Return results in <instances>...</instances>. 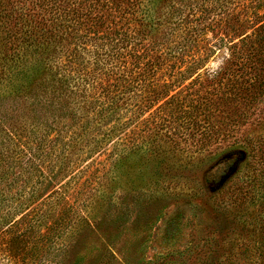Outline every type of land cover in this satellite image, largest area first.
<instances>
[{"label": "trees", "instance_id": "trees-1", "mask_svg": "<svg viewBox=\"0 0 264 264\" xmlns=\"http://www.w3.org/2000/svg\"><path fill=\"white\" fill-rule=\"evenodd\" d=\"M157 138L248 153L234 199L264 205V0H0V264H86L80 213Z\"/></svg>", "mask_w": 264, "mask_h": 264}, {"label": "rangeland", "instance_id": "rangeland-1", "mask_svg": "<svg viewBox=\"0 0 264 264\" xmlns=\"http://www.w3.org/2000/svg\"><path fill=\"white\" fill-rule=\"evenodd\" d=\"M224 54L216 51L208 68L216 69ZM228 145L180 151L157 138L155 151L120 154L115 176L101 180L80 213L99 228L96 239L72 234L65 261L83 257L90 264L86 257L94 255L90 249L99 247V238L113 264H264V205L234 199L252 173V158Z\"/></svg>", "mask_w": 264, "mask_h": 264}]
</instances>
